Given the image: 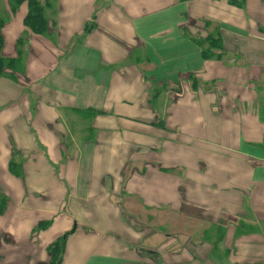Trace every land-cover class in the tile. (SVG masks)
<instances>
[{"label":"crops","instance_id":"0c3cea01","mask_svg":"<svg viewBox=\"0 0 264 264\" xmlns=\"http://www.w3.org/2000/svg\"><path fill=\"white\" fill-rule=\"evenodd\" d=\"M55 6L56 63L23 60L25 90L0 75V264H48L65 233L60 264H264V152L245 151L264 144V0ZM216 32L203 60L194 41ZM145 212L192 226L153 230Z\"/></svg>","mask_w":264,"mask_h":264},{"label":"trees","instance_id":"16d2710c","mask_svg":"<svg viewBox=\"0 0 264 264\" xmlns=\"http://www.w3.org/2000/svg\"><path fill=\"white\" fill-rule=\"evenodd\" d=\"M188 1V0H183ZM228 4L236 7L245 9L247 0H227ZM9 3V13L14 14L18 11L20 6L23 3H26V13L22 18V25L27 31L26 37L18 36L15 41L16 52L14 56H6L4 55V51L2 50L4 47V36L2 34V27L8 21L7 19H0V75L8 74L12 72L13 74L19 76L21 73V69L24 67L23 60L25 61V47L27 43H29L30 35H46L51 31L54 26V21H50L48 17L45 15L46 10H50L52 6V0H45L42 3L40 0H8ZM221 36L216 32L215 35L209 34L202 39H197L194 42L199 46L201 57L203 60L208 59H218L221 56V51L218 49V45L221 44ZM9 70V71H7ZM20 73V74H18ZM11 74L12 80H17L15 76ZM23 76V74H21ZM18 78V77H17ZM189 78L191 80V87L193 90H196L199 86V78L195 76V74H189ZM211 83H215V80H211ZM260 88V86H259ZM261 103V100H259ZM91 110H83L82 112H86L95 115V113L99 112V110H95L90 108ZM259 109V117L264 120V109H261V105L258 107ZM90 116V117H91ZM261 149L264 152V144L257 146L247 145L245 151L251 152L252 149ZM253 152V151H252ZM9 172L14 175H18L21 171V164L14 163L10 161L8 164ZM47 221H40L37 226L40 228L46 227ZM220 227V226H219ZM217 227L215 233L217 236L222 235L221 228ZM68 233H65L58 238H56L53 242L49 244L48 250L50 253V261L48 264H60L62 259V251L64 247L65 237ZM216 242V241H215ZM213 242V243H215Z\"/></svg>","mask_w":264,"mask_h":264},{"label":"rangeland","instance_id":"374dc122","mask_svg":"<svg viewBox=\"0 0 264 264\" xmlns=\"http://www.w3.org/2000/svg\"><path fill=\"white\" fill-rule=\"evenodd\" d=\"M42 3H44L45 0H40ZM55 1L56 0H52V8L50 10H46L45 11V15L48 17V19H50V21H53L52 18H55L54 15V11H55ZM54 2V3H53ZM54 4V5H53ZM26 3H23L20 8L18 9L17 12H15L14 14L9 13V3L8 0H0V19L4 18L7 19L8 21L4 24V26L2 27L1 31L2 34L4 36V47H3V51H4V55L9 56L10 52H12L11 50V43L15 42L16 37L18 36H22V37H26L25 35H27V31H25V28L22 25V18L24 16V14L26 13ZM51 17V18H50ZM52 30V29H51ZM51 32V31H50ZM89 32L88 26H86L83 31H82V35L85 36L87 35V33ZM12 36V37H10ZM10 37V38H9ZM54 37V35H50L49 33H47L46 35H35L34 38L35 40L41 44L40 48L42 49L41 52H37L36 50L34 51L33 54H30V51L26 49V64L28 59L31 60H35V62H40L39 64V69H42L43 67H50L52 66L53 63H56V60L60 57V53L56 50L53 49L52 43L47 42L45 40V38H52ZM9 38V39H8ZM39 38V39H38ZM80 38H82V36H80ZM46 49V50H44ZM44 51V52H43ZM15 52H16V47H15ZM44 55H43V54ZM51 63V64H50ZM42 64H44V66H42ZM226 65H229V67H232V63L227 60L225 61ZM42 66V67H41ZM41 67V68H40ZM232 69V68H231ZM30 70V69H29ZM237 70V68L235 69ZM8 71V70H7ZM34 72V71H33ZM213 72H215V76H211V78H215L220 80L221 76L219 75V71L218 69L215 67L213 69ZM21 74H23V76L21 78H19L18 80H13L15 81L14 83H18L20 85L21 88H23V90L28 89L30 86V78L31 76V72L28 71L29 77H25L26 76V71H25V67H23L20 71ZM218 73V74H216ZM33 75H35L33 73ZM215 83H207V85H212ZM207 89L208 87H205L204 85H199L198 88L195 91H202V89L204 90ZM4 88L2 87L0 89V91H2ZM231 89H232V85H231ZM255 89L254 87H251L250 89L246 90V94L247 96L250 94L251 91H253ZM201 94V93H200ZM195 102L198 104L197 106L199 107V102L200 99H196L195 98ZM154 98H152L150 100V102L153 103ZM160 102V106H162L166 101H168L167 99H160L158 100ZM156 103V102H155ZM256 105L260 106L261 103L258 101V99L256 100ZM243 107L245 108V103H243ZM229 149H232L231 147H229ZM128 202H133L134 200L132 198H128L127 199ZM133 214L137 215L139 218H143V212L139 211L137 209V207L135 206V209L131 210ZM168 217H170L167 213L163 212L161 216H156L155 214L151 213V214H147L145 212V220L150 222L149 225L154 226L156 223L154 221H160L161 220V224L160 225H156L153 227V230H163L165 231L166 229H170L173 231H178L179 229L183 232L182 234H185L187 232H189L192 223L191 222H184L182 221V218L179 217L180 219H169L166 220ZM166 225L164 228H162L161 226ZM36 229H42L38 226H36ZM86 229V228H85ZM178 233V232H177ZM188 235V234H187Z\"/></svg>","mask_w":264,"mask_h":264}]
</instances>
